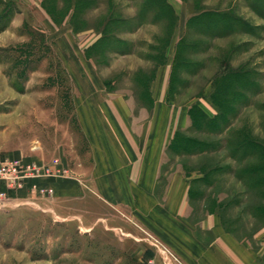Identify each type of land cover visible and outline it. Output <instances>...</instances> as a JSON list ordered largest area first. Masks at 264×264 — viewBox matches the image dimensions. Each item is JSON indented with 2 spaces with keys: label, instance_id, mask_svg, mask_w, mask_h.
Here are the masks:
<instances>
[{
  "label": "rangeland",
  "instance_id": "rangeland-1",
  "mask_svg": "<svg viewBox=\"0 0 264 264\" xmlns=\"http://www.w3.org/2000/svg\"><path fill=\"white\" fill-rule=\"evenodd\" d=\"M257 4L264 6L263 0H0V157L58 159L71 177L41 183L74 180L80 187L71 196L20 190L0 200V264H181L152 223L121 209L125 196L99 194L114 180L97 177V148L86 139L91 116L83 109L99 104L91 93L100 88L104 96L140 92L148 104L156 65L166 52L176 53L182 37L200 41L180 54L193 61L188 69H172L173 101L189 104L213 92L225 63L248 70L251 84L224 131L193 124L170 149L186 153L188 136L209 142L207 150L216 153L200 159L203 176L192 195L205 197V210L219 207L239 234L264 225V165L249 168L264 156L234 150L243 134L264 143V18ZM227 12L239 20L223 36L187 23L199 13Z\"/></svg>",
  "mask_w": 264,
  "mask_h": 264
},
{
  "label": "crops",
  "instance_id": "crops-1",
  "mask_svg": "<svg viewBox=\"0 0 264 264\" xmlns=\"http://www.w3.org/2000/svg\"><path fill=\"white\" fill-rule=\"evenodd\" d=\"M165 57L150 79L148 104L141 102L140 92L106 91L104 96L100 88L91 93L99 104L83 109L91 116L86 139L90 147L97 148V177L114 180L110 190L105 186L98 192L125 196L116 200H121V209L126 210L125 206L138 220L152 223L181 264H264V225L253 233L239 234L228 228L219 207L205 210V197L192 195L194 180L203 176L198 170L200 159L216 152L177 154L170 147L178 133L192 127L189 109L193 105L209 117L217 110L208 100L209 89L189 104L173 101L174 51ZM184 159L195 169L188 172ZM44 184L52 186L57 196L74 195L80 188L74 180L54 179Z\"/></svg>",
  "mask_w": 264,
  "mask_h": 264
},
{
  "label": "trees",
  "instance_id": "trees-1",
  "mask_svg": "<svg viewBox=\"0 0 264 264\" xmlns=\"http://www.w3.org/2000/svg\"><path fill=\"white\" fill-rule=\"evenodd\" d=\"M255 10L260 12L264 18V6L257 4L255 6ZM218 14L199 13L188 19L187 23L190 25H195L194 27H196L201 32L204 31L205 33L211 34L213 36H223L230 32V29L232 28L230 25H232V22H235L239 19L234 16H230V14H232L230 12L225 14L222 13L220 14V17H217ZM223 17L225 19H229L230 22L225 21ZM199 41L200 39L189 42L186 40V37H182L178 41L172 69L175 66L179 68L181 67L180 70L188 69V66L192 64L193 61L189 56L185 54V56H181L180 54L187 52V48L190 49L198 47L197 45ZM247 71L248 70L245 68L233 69L228 65V63H225L224 69L215 78V87L210 96L212 104L218 108L217 114L213 117H209L200 107L193 105L189 109V116L191 118L192 125L194 124L195 128L198 130L206 128L209 131L221 132L223 128L228 125L233 115L236 114V105L238 103H236V101L244 99V89L250 87L251 81L249 80ZM173 77H175V74H172L171 71L170 78L175 79ZM235 85H238L241 90H236L237 92L233 93L235 92ZM242 136L243 138H239L238 140L234 141L235 151L241 150L243 151V154L246 155L254 150L255 152L253 154L257 153L258 155L264 156V143L261 140L251 137V135L248 134H243ZM177 146H179V144H177ZM209 146V142L198 140L190 136L185 137L184 143L182 144V148L186 152L203 151ZM263 165L264 159H261L257 160L254 164L252 163V165L250 164L249 168H257V166H259L258 168L261 169Z\"/></svg>",
  "mask_w": 264,
  "mask_h": 264
},
{
  "label": "built area",
  "instance_id": "built-area-1",
  "mask_svg": "<svg viewBox=\"0 0 264 264\" xmlns=\"http://www.w3.org/2000/svg\"><path fill=\"white\" fill-rule=\"evenodd\" d=\"M58 177H71L70 169L62 166L58 159L45 163L20 157H0V200L5 201L10 192L20 190L41 196L52 195L54 188L42 184L41 180Z\"/></svg>",
  "mask_w": 264,
  "mask_h": 264
}]
</instances>
